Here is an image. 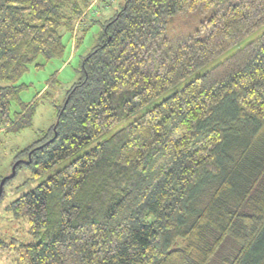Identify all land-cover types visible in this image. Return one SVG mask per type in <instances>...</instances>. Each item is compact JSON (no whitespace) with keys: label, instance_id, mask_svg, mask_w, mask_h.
Here are the masks:
<instances>
[{"label":"trees","instance_id":"trees-1","mask_svg":"<svg viewBox=\"0 0 264 264\" xmlns=\"http://www.w3.org/2000/svg\"><path fill=\"white\" fill-rule=\"evenodd\" d=\"M92 2L0 0V133L31 126L36 102L21 101L17 80L31 65L63 58L62 31L77 32ZM195 12L206 15L201 26L183 27L190 25L186 13ZM97 23L79 79L53 106L55 123L15 153V174L25 164L36 177L75 155L242 42L264 26V0H124ZM259 137L264 30L12 201L7 211L26 221L28 240L0 239V258L209 264L231 240L238 249L223 264H264V150L253 145ZM201 195L209 196L204 204Z\"/></svg>","mask_w":264,"mask_h":264},{"label":"rangeland","instance_id":"rangeland-1","mask_svg":"<svg viewBox=\"0 0 264 264\" xmlns=\"http://www.w3.org/2000/svg\"><path fill=\"white\" fill-rule=\"evenodd\" d=\"M123 2L124 0L98 1L96 6L89 11L87 19L84 20V25H81L77 32L70 34L62 31V42L65 46L63 58L51 59L45 63L39 58L36 63H44V66L38 69L35 68L34 65L29 66L27 72L17 80V84L24 86L20 92L21 101L24 104H29L33 101L36 102L35 112L30 127L17 134L0 133V176H2V178L11 173L15 153L41 138L42 134L55 123L56 115L53 106L63 103L66 92L70 89L72 84L79 79L81 58L87 55L96 43L97 33L99 32V25L97 22H102L112 16ZM187 16H190V25L183 27H188L193 24V28H197L201 26V23L206 18V15L199 12L186 13L185 17ZM84 27H87V29L82 33L81 30ZM263 30L264 26L249 34L242 42L223 52L207 65L179 81L175 86L155 98L143 108L125 117L111 129L103 133L102 136L79 150L75 155L69 156L40 175L34 177L31 168L22 164V166L16 171L14 177L8 179L7 183L3 186V196L0 198V239L8 242L28 240L26 234L28 226L26 221L22 218L14 217L7 211V207L12 201L35 188L40 182L61 169L74 159V157L89 150L98 142L112 135L118 129L131 123L144 112L159 104L163 99L180 90L188 82L219 64L245 44L255 40ZM177 31H179V28L175 26L172 35L176 36ZM76 39L77 46L74 47ZM18 110L19 107L17 105H11V111L14 112ZM253 141V145H257L255 147L264 150V137H259ZM207 197L209 196L201 195L198 204H204L208 199ZM237 249L238 244L236 242L231 240L224 241L223 245L209 264H223L224 260L229 256L234 255ZM0 264L14 263L11 261L10 257L1 256Z\"/></svg>","mask_w":264,"mask_h":264},{"label":"water","instance_id":"water-1","mask_svg":"<svg viewBox=\"0 0 264 264\" xmlns=\"http://www.w3.org/2000/svg\"><path fill=\"white\" fill-rule=\"evenodd\" d=\"M17 163L18 162H15L13 164L11 173L8 176H6V177L1 179V181H0V196H1L2 192H3V185H4L5 181L10 179V178H12V177H14V175H15V167H16Z\"/></svg>","mask_w":264,"mask_h":264},{"label":"crops","instance_id":"crops-1","mask_svg":"<svg viewBox=\"0 0 264 264\" xmlns=\"http://www.w3.org/2000/svg\"><path fill=\"white\" fill-rule=\"evenodd\" d=\"M98 1H100V0H93L91 7L94 8Z\"/></svg>","mask_w":264,"mask_h":264}]
</instances>
